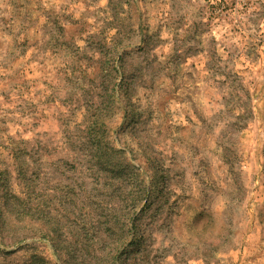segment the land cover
<instances>
[{
	"label": "rangeland",
	"instance_id": "374dc122",
	"mask_svg": "<svg viewBox=\"0 0 264 264\" xmlns=\"http://www.w3.org/2000/svg\"><path fill=\"white\" fill-rule=\"evenodd\" d=\"M0 264H264V0H0Z\"/></svg>",
	"mask_w": 264,
	"mask_h": 264
},
{
	"label": "trees",
	"instance_id": "16d2710c",
	"mask_svg": "<svg viewBox=\"0 0 264 264\" xmlns=\"http://www.w3.org/2000/svg\"><path fill=\"white\" fill-rule=\"evenodd\" d=\"M109 6L113 10H115L117 7V5L113 6L111 3H109ZM94 125L96 128L99 124L97 121H95ZM94 133H96V131H94L93 134ZM94 142L96 144V148L98 149V141H96V139H94ZM134 199H136V200L132 201V203H131L132 204V206H131L132 212L134 210H136L134 208L137 206L138 201H139L138 197H136ZM132 212L127 216V220L124 222V224H126V226L124 227V230L120 229V231L117 234L116 255L114 257H112L113 263H114V261H116V259H117V261L120 262V260H121L120 257L124 254V250L126 249V248H124V246H133V245L138 246L140 244L138 236H137V233L139 234L138 217L137 216L133 217ZM130 236H131V239H129Z\"/></svg>",
	"mask_w": 264,
	"mask_h": 264
}]
</instances>
